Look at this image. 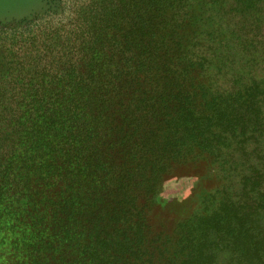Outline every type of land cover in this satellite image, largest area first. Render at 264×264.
I'll use <instances>...</instances> for the list:
<instances>
[{
  "label": "trees",
  "instance_id": "16d2710c",
  "mask_svg": "<svg viewBox=\"0 0 264 264\" xmlns=\"http://www.w3.org/2000/svg\"><path fill=\"white\" fill-rule=\"evenodd\" d=\"M180 2L154 0L135 31L112 16L93 37L51 7L0 23V264H211L224 190L169 232L152 218L190 206L155 189L173 165L206 155L213 168L221 106L244 103L224 87L233 74L223 86L187 48ZM254 250L237 264H264Z\"/></svg>",
  "mask_w": 264,
  "mask_h": 264
},
{
  "label": "rangeland",
  "instance_id": "374dc122",
  "mask_svg": "<svg viewBox=\"0 0 264 264\" xmlns=\"http://www.w3.org/2000/svg\"><path fill=\"white\" fill-rule=\"evenodd\" d=\"M179 5L183 15L177 23L189 38L187 48L206 58L203 63L211 72L221 69L222 85L233 74L223 86L231 89L234 80L231 92L236 102L244 103L232 100L221 106L228 123L212 144L213 168L206 155L190 166L173 165L155 189L159 203L180 204L191 198L190 206L172 207L171 213L156 206L152 218L169 232L189 214L202 210L210 194L224 190L213 204L224 199L230 226L210 232L203 242L211 247V264H237L244 252L255 254L254 244L264 253V0H181ZM50 7L57 17L73 18L78 13L79 26L86 37H93L106 30L112 16L119 19L118 29L137 30L142 17L153 13L154 0H0V23L31 18ZM243 85L249 90L237 99ZM262 252L257 256L263 262Z\"/></svg>",
  "mask_w": 264,
  "mask_h": 264
}]
</instances>
